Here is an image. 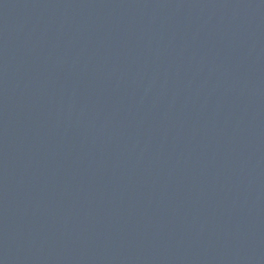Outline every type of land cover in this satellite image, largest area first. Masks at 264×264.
Masks as SVG:
<instances>
[{
	"label": "water",
	"instance_id": "95a60500",
	"mask_svg": "<svg viewBox=\"0 0 264 264\" xmlns=\"http://www.w3.org/2000/svg\"><path fill=\"white\" fill-rule=\"evenodd\" d=\"M0 264H264V0H0Z\"/></svg>",
	"mask_w": 264,
	"mask_h": 264
}]
</instances>
